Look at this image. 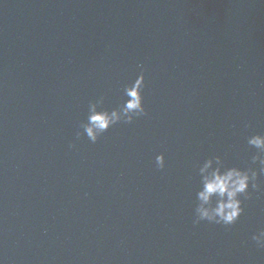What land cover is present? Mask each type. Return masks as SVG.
<instances>
[{
    "label": "water",
    "instance_id": "1",
    "mask_svg": "<svg viewBox=\"0 0 264 264\" xmlns=\"http://www.w3.org/2000/svg\"><path fill=\"white\" fill-rule=\"evenodd\" d=\"M141 67L147 115L76 139ZM257 133L264 0H0V264H264V176L193 223L197 164L249 166Z\"/></svg>",
    "mask_w": 264,
    "mask_h": 264
},
{
    "label": "clouds",
    "instance_id": "2",
    "mask_svg": "<svg viewBox=\"0 0 264 264\" xmlns=\"http://www.w3.org/2000/svg\"><path fill=\"white\" fill-rule=\"evenodd\" d=\"M144 71L141 67L136 78L123 87L126 99L117 107L108 109L104 105V96L89 101L86 120L80 123L81 131L76 132V139L82 135L95 143L98 138L117 124H131L135 119L146 116L142 90L145 87ZM247 144L256 150L251 156V163L245 168L226 166L223 159L210 156L198 163L196 175L199 178L195 192L194 224L207 221L218 225L235 224L242 213L241 196L250 198V189H260L258 176H264V134H252L246 138ZM69 147H74L69 144ZM157 169L165 167L163 153L155 156ZM256 246L264 248V228L251 237Z\"/></svg>",
    "mask_w": 264,
    "mask_h": 264
}]
</instances>
